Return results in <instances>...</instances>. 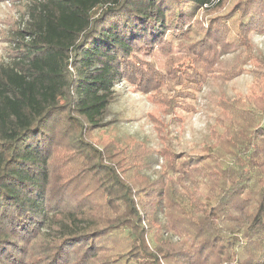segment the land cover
<instances>
[{
	"label": "trees",
	"instance_id": "1",
	"mask_svg": "<svg viewBox=\"0 0 264 264\" xmlns=\"http://www.w3.org/2000/svg\"><path fill=\"white\" fill-rule=\"evenodd\" d=\"M8 1L20 16L0 20V264H264V94L221 100L197 150L176 152L166 126L160 148L93 142L123 80L170 120L195 112L194 61L254 59L264 0ZM156 49L163 72L136 56Z\"/></svg>",
	"mask_w": 264,
	"mask_h": 264
},
{
	"label": "rangeland",
	"instance_id": "2",
	"mask_svg": "<svg viewBox=\"0 0 264 264\" xmlns=\"http://www.w3.org/2000/svg\"><path fill=\"white\" fill-rule=\"evenodd\" d=\"M219 0H211L209 6H216ZM20 16L17 9L10 1L0 3V20H18ZM208 15L200 11L197 19L200 24L207 26ZM7 26L0 23V34ZM250 39L254 48V59L243 65L241 70H236V59L239 55L235 52L218 50L213 66H206L203 58L194 61L205 74L204 87L198 95L195 112L187 113L178 110L177 119L170 120L164 113V109L153 103L144 95L137 85L127 80L115 85L116 100L112 103L102 123L106 127L94 132L93 142L102 140H115L120 147H129L133 143H143L152 148H160V127L168 128L176 152H188L197 150L207 141L209 127L214 123L218 105L221 100H233L241 96L264 94V34L252 33ZM4 43L0 41V55L4 58ZM178 52L174 51L173 55ZM181 54L180 63H188L189 60ZM136 56L144 63L154 61L158 71H164L166 55L156 49L152 53L145 50L136 52ZM231 75V76H230ZM230 76L229 80H226ZM258 80V81H257ZM260 80V81H259ZM153 162H160V157ZM156 166V164H154ZM150 173V171L148 172Z\"/></svg>",
	"mask_w": 264,
	"mask_h": 264
},
{
	"label": "built area",
	"instance_id": "3",
	"mask_svg": "<svg viewBox=\"0 0 264 264\" xmlns=\"http://www.w3.org/2000/svg\"><path fill=\"white\" fill-rule=\"evenodd\" d=\"M211 2V0H209Z\"/></svg>",
	"mask_w": 264,
	"mask_h": 264
}]
</instances>
